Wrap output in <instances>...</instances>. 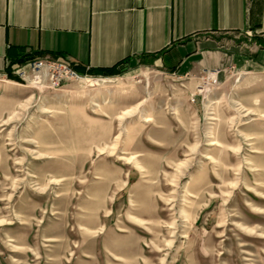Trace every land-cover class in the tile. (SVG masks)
<instances>
[{"label":"rangeland","instance_id":"1","mask_svg":"<svg viewBox=\"0 0 264 264\" xmlns=\"http://www.w3.org/2000/svg\"><path fill=\"white\" fill-rule=\"evenodd\" d=\"M33 60L0 71V264H264L263 70Z\"/></svg>","mask_w":264,"mask_h":264},{"label":"crops","instance_id":"2","mask_svg":"<svg viewBox=\"0 0 264 264\" xmlns=\"http://www.w3.org/2000/svg\"><path fill=\"white\" fill-rule=\"evenodd\" d=\"M45 55L82 70L264 71V0H0V71Z\"/></svg>","mask_w":264,"mask_h":264},{"label":"built area","instance_id":"3","mask_svg":"<svg viewBox=\"0 0 264 264\" xmlns=\"http://www.w3.org/2000/svg\"><path fill=\"white\" fill-rule=\"evenodd\" d=\"M32 68H41L43 66L46 65H50V66H57L60 68H68V63L65 62H60L59 60L53 59L51 58V56L45 55V56H41L39 58H36L32 61Z\"/></svg>","mask_w":264,"mask_h":264},{"label":"trees","instance_id":"4","mask_svg":"<svg viewBox=\"0 0 264 264\" xmlns=\"http://www.w3.org/2000/svg\"><path fill=\"white\" fill-rule=\"evenodd\" d=\"M71 65H73L75 68H77L78 70L82 71V69H79L76 65H74L73 63H70ZM13 67L12 64L8 65L6 67V70L9 71V75H12L11 73V68ZM120 67H121V64H116V65H113L111 67H106V68H95V69H92L93 72H103V73H117L120 71Z\"/></svg>","mask_w":264,"mask_h":264}]
</instances>
